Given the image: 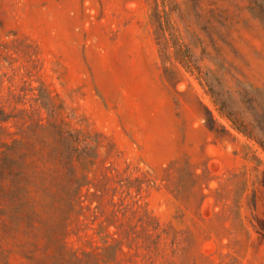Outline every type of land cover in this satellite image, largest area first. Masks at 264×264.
Returning <instances> with one entry per match:
<instances>
[{"label": "rangeland", "instance_id": "obj_1", "mask_svg": "<svg viewBox=\"0 0 264 264\" xmlns=\"http://www.w3.org/2000/svg\"><path fill=\"white\" fill-rule=\"evenodd\" d=\"M249 8L0 0V144L49 103L98 143L69 249L264 264V24Z\"/></svg>", "mask_w": 264, "mask_h": 264}, {"label": "trees", "instance_id": "obj_2", "mask_svg": "<svg viewBox=\"0 0 264 264\" xmlns=\"http://www.w3.org/2000/svg\"><path fill=\"white\" fill-rule=\"evenodd\" d=\"M249 2L250 14L264 24V0ZM43 107L44 124H30L0 144V264H116L121 250L107 238L91 251L66 245L98 143L71 127L54 104Z\"/></svg>", "mask_w": 264, "mask_h": 264}]
</instances>
